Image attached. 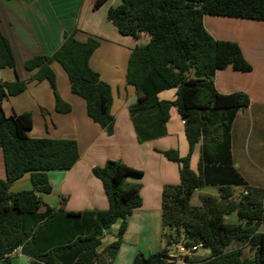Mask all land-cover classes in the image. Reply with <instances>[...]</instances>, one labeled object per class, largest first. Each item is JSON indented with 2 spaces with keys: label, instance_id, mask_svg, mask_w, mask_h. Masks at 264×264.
<instances>
[{
  "label": "trees",
  "instance_id": "16d2710c",
  "mask_svg": "<svg viewBox=\"0 0 264 264\" xmlns=\"http://www.w3.org/2000/svg\"><path fill=\"white\" fill-rule=\"evenodd\" d=\"M204 16L264 21V0H120L119 5L107 10V20L121 35L149 37L146 45L131 51L126 69V83L134 87L137 97L128 110L137 141L148 140L138 128L140 115L152 112L163 125L169 110L175 108L184 122L188 144L185 157L174 150L162 152L179 166V184L163 187L161 194L165 246L146 258L137 254L133 264H264V234L257 233L264 220V203L251 201L247 195L233 203L230 188L219 187L218 200L205 198L201 207L190 204L195 190L206 186L201 163L198 174L190 169V156L200 134L216 144L223 142L222 147L227 149L230 123L238 109L249 105L244 92L220 94L214 86L215 72L227 67L240 72L252 70L236 42L217 40L207 32ZM75 32L66 34L52 55L25 60L24 70L33 72L30 80L46 81L55 111L68 114L70 106L59 97L51 68L57 63L68 78L71 92L85 101L89 118L111 136V89L88 64L98 41L88 37L80 42ZM2 69L15 72V60L0 31ZM25 85L26 81L17 77L12 83L0 82V149L5 169V179H0V262L10 264L9 254L20 248L30 264H108L105 261L114 257L126 218L141 206L140 185H129L126 178L140 176L141 172L107 160L91 170L102 184L107 210L72 213L45 207L39 213L41 195L51 192L47 173L69 170L79 154L73 140L29 138L30 114H4L3 100L22 93ZM171 89L176 90L173 101H158L157 94ZM25 174L30 175L31 189L11 192L10 186ZM234 211L237 222L226 223L224 217ZM118 220L116 240L104 248V261L97 253L101 235ZM177 235L183 236L185 247L201 244L209 255L185 256L181 263L163 261L169 247L178 242ZM244 245L254 250L253 261L242 258Z\"/></svg>",
  "mask_w": 264,
  "mask_h": 264
},
{
  "label": "crops",
  "instance_id": "0c3cea01",
  "mask_svg": "<svg viewBox=\"0 0 264 264\" xmlns=\"http://www.w3.org/2000/svg\"><path fill=\"white\" fill-rule=\"evenodd\" d=\"M119 4L120 0H0V31L8 40L15 60V72L0 70V82L12 83L16 77L26 81L22 93L3 100L2 110L6 116L30 114L32 126L26 132L29 138L73 140L77 146L79 158L69 170L47 173L51 192L41 195L39 213H43L45 207L62 208L72 213L107 210L108 201L102 184L91 173L92 168L102 167L107 160L119 161L141 172L140 176L126 178L127 184L140 185L141 206L126 218L125 230L114 257L105 261L103 250L116 240L120 220L103 231L97 248L99 258L108 264H133L137 254L146 258L165 246L161 194L163 187L179 184V166L168 161L162 152L174 150L179 157H185L188 144L183 120L175 108L169 110L163 125L152 112L140 115L138 128L148 140L137 141L128 113L129 107L136 104L137 97L134 87L126 83V69L131 51L146 45L149 37L146 34L139 35L137 39L123 36L107 20L108 8ZM73 31H76L74 37L80 42H85L88 37L98 41L88 64L111 89V136H107L89 118L85 101L71 92L68 78L57 63H52L51 68L56 76L59 97L70 106L68 114L55 111L48 83L30 80L33 72L24 70L25 60L35 55H52L63 43L65 35ZM228 68L233 72L249 73L235 71L231 67L217 70L215 89L224 95L244 92L249 105L236 111L227 132V149L222 147L223 142L216 144L201 134L195 143L190 169L198 174L201 163L206 184L196 189L190 199L191 204L195 194H199L197 207L202 206L205 198L218 200L219 187L230 188L233 203L241 200L243 192H247L249 200L264 203V97L253 100L247 90L229 88L218 82V76ZM175 91L165 90L156 97L158 101H173ZM0 179H5L1 149ZM31 187L30 175L25 174L10 186V191L15 193ZM62 200L64 204L61 206ZM224 219L226 221V216ZM235 222L237 220L227 223ZM257 233L264 234V220ZM199 252L200 257L209 255L208 249ZM9 260L10 264H30L19 250Z\"/></svg>",
  "mask_w": 264,
  "mask_h": 264
},
{
  "label": "rangeland",
  "instance_id": "374dc122",
  "mask_svg": "<svg viewBox=\"0 0 264 264\" xmlns=\"http://www.w3.org/2000/svg\"><path fill=\"white\" fill-rule=\"evenodd\" d=\"M204 25L215 39L236 42L243 56L252 66V71L249 73L233 72L228 68L218 76V82L229 88L247 90L253 100L264 97V21L205 16ZM196 198L199 199V194H195V197L192 198L191 205H199V201ZM236 220L237 216L234 211L226 216L225 222ZM170 233L173 236L175 235L173 229H171ZM177 240L176 244L169 247V254H172L175 246L183 245L184 239L182 235H177ZM242 251V258L253 261L254 250L252 248L244 245L242 246ZM199 253L197 251L191 254L190 257L198 258L200 257Z\"/></svg>",
  "mask_w": 264,
  "mask_h": 264
},
{
  "label": "built area",
  "instance_id": "2783aa9c",
  "mask_svg": "<svg viewBox=\"0 0 264 264\" xmlns=\"http://www.w3.org/2000/svg\"><path fill=\"white\" fill-rule=\"evenodd\" d=\"M242 195L246 196L247 192H243ZM202 249H206V248H204L201 244H196V245L188 247V248L185 247L184 245H179V246H175L172 254L168 253V255L176 258L177 262L181 263L185 256H190L191 254H194L197 251H201ZM17 250L20 251V248L15 249L11 254H9V257H11L13 254H15V252H17Z\"/></svg>",
  "mask_w": 264,
  "mask_h": 264
},
{
  "label": "water",
  "instance_id": "95a60500",
  "mask_svg": "<svg viewBox=\"0 0 264 264\" xmlns=\"http://www.w3.org/2000/svg\"><path fill=\"white\" fill-rule=\"evenodd\" d=\"M162 260H163V261H166V262H169V263H175V262H177L176 258L171 257V256H169V255H165V256H163V257H162Z\"/></svg>",
  "mask_w": 264,
  "mask_h": 264
},
{
  "label": "clouds",
  "instance_id": "9594fccd",
  "mask_svg": "<svg viewBox=\"0 0 264 264\" xmlns=\"http://www.w3.org/2000/svg\"><path fill=\"white\" fill-rule=\"evenodd\" d=\"M168 255V254H167ZM178 263V262H177Z\"/></svg>",
  "mask_w": 264,
  "mask_h": 264
}]
</instances>
